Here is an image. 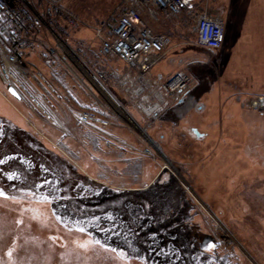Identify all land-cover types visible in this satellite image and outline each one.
<instances>
[{
    "label": "rangeland",
    "instance_id": "374dc122",
    "mask_svg": "<svg viewBox=\"0 0 264 264\" xmlns=\"http://www.w3.org/2000/svg\"><path fill=\"white\" fill-rule=\"evenodd\" d=\"M185 1L188 5L196 2ZM58 2L69 10L77 22L72 21L73 27L65 24L64 33H53L43 27L42 36L26 60L30 70L41 72L43 76H47V72L54 74L52 79L59 98L51 99L54 105V108L49 106L51 114L40 115L24 100L4 97L26 116L28 124L22 129L8 119L6 123L13 128L0 127V264H264V196L252 197L249 183L244 182L246 189L242 184L243 192L238 195L224 197L223 183L218 174L221 167H200L201 173L197 176L200 180L195 182L188 174V167L175 163L164 145L161 144V150H158L161 152L155 160L142 155L140 143L133 150L120 154L104 146L92 129L76 122L75 115L79 110L84 106L93 107L92 97L86 89L90 87L87 83L86 88L83 87L77 80L80 74L78 68L70 72L59 60L56 62L60 71L51 67L46 70L43 52L56 45L55 38L59 35L63 43L86 47V60L102 61L96 51L98 42L93 28L103 21H114L123 0ZM188 13L193 12L171 18L172 23L182 21V33L179 36L176 31L173 32L176 45L173 43L174 47L151 70V74H172L184 70L193 78V88L204 79L212 65L210 53L195 44L192 29L196 18ZM103 59L105 65L124 71L125 68L120 69L121 61ZM117 76L109 77L110 84L108 82L105 89L95 91L91 88V93L101 103L106 100L108 103L109 97L105 100L98 93L116 100L113 101L122 111L118 106L114 107L113 102L109 103L117 110L116 124L111 129H118L119 138L139 142L136 135L130 133V130L139 132L137 127L132 129L130 118L143 125L136 109L124 101L119 88L115 87ZM2 90L3 85L0 84ZM159 123L160 118L147 128L149 136L155 140ZM64 127L65 134L62 131ZM98 138L101 150L93 147ZM103 159L115 165L131 159L140 167L141 175L134 178L130 185L124 179L115 182V185L128 188L110 186V190L107 187L99 189L94 187L96 183L92 180L80 178L79 171L83 173L84 169L91 173V177L86 174L87 178H94L97 168L93 173L91 165L83 166L84 162L90 160L87 163L92 164ZM66 160L75 168L70 167ZM99 167L103 170L109 166ZM115 167L121 169L122 165L114 166L113 170ZM230 168L227 166L225 171L229 172ZM208 171L211 180L206 182L204 179ZM163 178L169 179L168 182L161 181ZM180 179L192 195L183 186L184 190L180 187ZM154 190L163 191L160 192L163 193L159 197L161 201L153 198L156 195ZM145 191H148L146 196L149 195L151 202H156L158 216V223L155 222L157 228L147 231L144 210L149 204L145 203L144 208L140 203ZM112 195L114 198L103 201L104 197ZM168 198L172 200L167 201ZM132 200L137 206L133 213L129 207L126 208ZM198 202L233 234L235 243L218 245L214 241L219 231ZM151 218L153 220L154 215ZM192 249H197L195 254Z\"/></svg>",
    "mask_w": 264,
    "mask_h": 264
},
{
    "label": "built area",
    "instance_id": "2783aa9c",
    "mask_svg": "<svg viewBox=\"0 0 264 264\" xmlns=\"http://www.w3.org/2000/svg\"><path fill=\"white\" fill-rule=\"evenodd\" d=\"M189 10L185 0H123L114 21H103L93 28L98 42L97 54L105 59L115 58L125 65L124 71L118 74L114 82L115 87L119 88L124 101L136 109L143 126L131 118L130 124L132 129L137 127L140 132L133 131L141 144L142 154L153 159L160 152L159 146L147 134L146 128L167 107L183 97L194 80L184 70H177L166 78L151 75L152 68L171 46L172 39L166 33L155 32L147 21L157 24L162 17L178 18ZM0 21L6 26L4 39L0 38V80L12 86L32 107L46 116L50 115L48 109L54 93L53 87L41 72L29 69L27 55L36 47L43 34V27L53 33H64L65 24L73 27L77 19L58 0H0ZM195 32L198 46L218 49L222 44L223 24L218 18L206 13L198 15ZM58 37L55 38L56 45L46 51L47 59L55 57L70 72L78 68L80 74L77 80L85 88L86 83L89 85L90 88L86 89L94 104V109L77 112L76 120L83 126L103 131L117 118V110L109 103L113 102L114 107L118 104L113 97H103L98 93L105 100L109 97L108 103L107 100L101 103L99 98L93 96L91 88L95 91L105 89V85L108 82L110 84V75L98 61L86 60V47L63 43ZM103 93L107 94V91ZM245 105L251 110L264 113V94L250 97ZM106 135V144L110 147L122 149L128 146L124 141ZM181 185L189 194H193L184 181H181ZM199 205L216 224L219 231L217 243H235L233 234L215 219L211 211Z\"/></svg>",
    "mask_w": 264,
    "mask_h": 264
},
{
    "label": "crops",
    "instance_id": "0c3cea01",
    "mask_svg": "<svg viewBox=\"0 0 264 264\" xmlns=\"http://www.w3.org/2000/svg\"><path fill=\"white\" fill-rule=\"evenodd\" d=\"M192 6L188 12L195 15L188 13L190 17L206 13L222 21L223 42L218 49L200 47L210 53L212 66L204 79L185 96L190 98L191 105L180 101L162 112L155 138L160 146L166 147L175 163L188 167L192 181L200 180L197 177L201 173L200 167L216 165L221 167L218 174L223 183L224 197L238 195L246 182L253 191L251 196L262 198L264 113L248 109L245 103L250 97L264 93V0H196L188 5L189 8ZM176 21L172 23L166 17L157 24L147 21L155 32L171 36L172 44L165 54L174 47L173 32L179 36L182 33L183 23ZM192 32L195 41V24ZM124 67L122 63L120 69ZM170 74L160 72L151 75L166 78ZM0 117L5 123L9 119L19 124L22 129L28 124L26 116L13 108L2 97L1 91ZM111 130L119 135L118 129ZM62 131L65 134V127ZM130 150L126 149V152ZM227 166L232 167L229 172L225 171ZM209 175L208 171L207 177ZM207 177L204 179L206 182L211 180Z\"/></svg>",
    "mask_w": 264,
    "mask_h": 264
},
{
    "label": "trees",
    "instance_id": "16d2710c",
    "mask_svg": "<svg viewBox=\"0 0 264 264\" xmlns=\"http://www.w3.org/2000/svg\"><path fill=\"white\" fill-rule=\"evenodd\" d=\"M188 5V4H187ZM5 33H6V26L3 24V22L2 21H0V38L1 39H4V35H5ZM103 58H102V61H101V59L99 60V63L102 65V66H105L106 67V69H107V71H108V73H109V75H110V77L112 76H116L117 75V73H115V72H117V71H119L118 70V68L117 67H113V66H111V65H105L104 63H103ZM43 65H44V68L47 70V68L49 67H51V68H53L54 69V71H60V67H58V65H57V62H56V59L55 58H51L50 60H47L45 63H43ZM47 76V79H48V81L54 86V88L56 89L57 88V86L55 85V83H54V81H53V79H52V76L54 75V74H51V73H48L47 72V74H46ZM57 90V89H56ZM84 108L85 109H92V107L91 106H84ZM83 108V109H84ZM10 125L11 124H7V123H5L4 121H3V119L0 117V127L1 126H3V127H5V126H8V127H10ZM10 128H13V127H10ZM15 129V128H14ZM96 138V137H95ZM40 138H38V139H36L35 141H37V140H39ZM101 139V138H100ZM100 139L98 138L97 140H98V143H96L93 147L95 148V149H97V150H101L100 149V144L101 143H99L100 142ZM102 141V140H101ZM118 153V152H117ZM120 153V152H119ZM121 154V153H120ZM67 162H68V164H69V166L70 167H72V166H74V168H75V165H73L71 162H69L68 160H66ZM89 162H91L90 160H88V161H86V162H84V164H83V166H86L87 167V165H91V169H92V172H93V170H95V168H96V166H97V168H96V171H95V173H94V178L92 179V178H87V176H86V174L87 175H91V173L89 172V170L87 171L86 169H84V171L85 172H83V173H81L80 171H79V174H80V178L82 179V178H86L85 180H92L93 182H95L96 184H94V187L95 186H98V188L99 189H104V188H106V189H108V190H110L109 188H110V186H112V188H114V186H120V185H115V182L116 181H121L122 182V180L124 179L125 181H126V183L127 184H132L131 182L133 181V179L134 178H139L140 177V175H141V173H139L140 172V167L138 166V164H134V163H132V160L130 159V161L129 160H127V161H125V162H122V163H119V164H121L122 165V167H121V169H119L118 167L116 168L115 167V170H113L114 169V166H117V165H119V164H116L115 165V163H113V162H105V159H103V161H99V162H97V161H93V163L92 164H88ZM105 165L106 166H109V167H105ZM99 166H103V167H105V168H107V169H103V170H101V167H99ZM108 168L109 169H112L113 170V172H112V170H109V171H107L108 170ZM76 169L77 170H79L77 167H76ZM77 170H74V172H76L77 173ZM115 171V172H114ZM89 175V176H90ZM117 176H119V178H117ZM128 178H127V177ZM91 177V176H90ZM130 178V179H129ZM135 180V179H134ZM168 180L169 179H166V178H163L161 181H163V182H165V181H167L168 182ZM156 181H159V182H161L160 181V179L158 180V179H156ZM88 182H90V181H88ZM120 187H124V188H128L129 186H120ZM154 193H156V195H153L154 197V199H158V201H159V199H160V201H161V198H159V197H161L162 196V194L163 193H160V192H163V191H161V190H154L153 191ZM157 192H159L160 194H158ZM165 193V192H164ZM148 194V191H145V193H144V195H145V197H144V195L142 196V197H144V199H142V201H140V203L142 204L141 206L142 207H144L146 204H149V205H147V208L148 209H146V210H144V215L145 216H147V217H145L146 218V221L148 222V224H147V228H145V230L147 231L148 229H152V230H154L155 228H157L156 227V224H155V222L156 223H158V221H157V219L156 218H158V216H157V212L155 211V209H156V202L153 200V202H151V198L149 197V195L148 196H146ZM114 195H112V196H109V197H104V199H103V201H106V200H110V199H112V197H113ZM155 196H157V197H155ZM179 196V195H178ZM164 197V196H163ZM168 197V196H167ZM171 196H169V198H170ZM114 198V197H113ZM146 198V199H145ZM169 198L167 199V201H171L172 200V198L169 200ZM149 202H147V201ZM181 200V199H180ZM155 202V203H154ZM146 203V204H145ZM162 203H164V202H162ZM165 204V203H164ZM135 205V203H134V201L132 200V201H130L129 203H127V205H126V208L127 207H129V209H130V211H131V213H133L134 212V210H135V208L137 207V206H134ZM145 208V207H144ZM149 215V216H148ZM154 215V219L152 220V216ZM151 216V217H150ZM163 217H165V214L163 213ZM190 243H191V241H190ZM192 244V243H191ZM182 246L183 247H185L183 244H182ZM197 250V249H196ZM196 250L194 249H192V253L193 254H195V252H196Z\"/></svg>",
    "mask_w": 264,
    "mask_h": 264
},
{
    "label": "flooded vegetation",
    "instance_id": "af4514ba",
    "mask_svg": "<svg viewBox=\"0 0 264 264\" xmlns=\"http://www.w3.org/2000/svg\"><path fill=\"white\" fill-rule=\"evenodd\" d=\"M182 102L184 103V104H186L187 106H189V105H191V102H190V98L189 97H187V98H183V100H182ZM185 105V106H186Z\"/></svg>",
    "mask_w": 264,
    "mask_h": 264
},
{
    "label": "water",
    "instance_id": "95a60500",
    "mask_svg": "<svg viewBox=\"0 0 264 264\" xmlns=\"http://www.w3.org/2000/svg\"><path fill=\"white\" fill-rule=\"evenodd\" d=\"M7 90L15 97H18L17 93L11 88V87H8Z\"/></svg>",
    "mask_w": 264,
    "mask_h": 264
}]
</instances>
